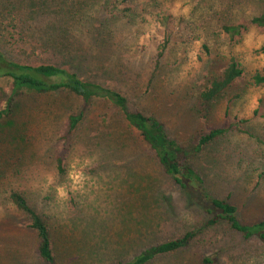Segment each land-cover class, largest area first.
Returning a JSON list of instances; mask_svg holds the SVG:
<instances>
[{"label":"rangeland","instance_id":"374dc122","mask_svg":"<svg viewBox=\"0 0 264 264\" xmlns=\"http://www.w3.org/2000/svg\"><path fill=\"white\" fill-rule=\"evenodd\" d=\"M262 9L264 0H0V50L16 61L94 76L132 109L157 118L185 150L210 129L237 124L187 162L210 197L233 204L237 219L252 224L264 220V85L252 80L264 75V28L249 26L230 41L219 25L249 22ZM166 15L174 30L157 70ZM230 58L241 77L216 102H204L200 92ZM8 88L0 82V113ZM11 101L0 117V264H46L28 219L7 198L13 190L46 222L55 264L126 263L187 233L193 238L185 248L147 264H264V241L244 239L226 222L208 226L209 207L164 175L112 104L85 105L66 91ZM79 112L64 143L66 119ZM26 115L33 116L25 128ZM58 155L63 175L55 170Z\"/></svg>","mask_w":264,"mask_h":264},{"label":"trees","instance_id":"16d2710c","mask_svg":"<svg viewBox=\"0 0 264 264\" xmlns=\"http://www.w3.org/2000/svg\"><path fill=\"white\" fill-rule=\"evenodd\" d=\"M121 14H119L120 17H126V14L123 12ZM170 19L171 17L166 15L159 20L163 35L157 43L154 56V69L157 70L163 63L164 55L169 47L170 35L174 30L169 24L167 25ZM249 26L264 28L263 9L251 18L249 22L235 24L224 20L219 25V28L221 33L232 41L239 39L248 30ZM204 48L208 51L207 47ZM74 64L78 68L85 69L87 73L91 72L89 64L86 61L84 63L79 61ZM242 73L243 71L236 60L230 58L221 76L209 80L203 87L200 92L201 99L207 103L216 102L241 77ZM152 78L153 74L148 80V84L152 82ZM252 80L255 85H264V75L257 73L252 77ZM0 82H7L9 84V98L5 102V110L4 113H0V117L3 114L9 115L12 106V101L10 102L12 97L16 98L24 94L41 96L66 91L67 94L78 97L85 105L93 100L112 104L122 115L126 127L139 134L148 151L156 159L164 175L170 178L187 196L202 199L206 207H209L206 209V212L210 215L207 221L208 226L226 222L232 231L240 234L244 239L257 237L264 241V220L252 224H242L236 217V207L225 200L210 197L203 187V180L200 174L187 162V158L194 152H200L204 146H207L216 138L223 136L232 129H237V124L212 128L199 138L197 145L193 149L185 150L177 141L168 136L164 125L157 118L132 109L127 98L122 93L114 88L97 83L94 76L84 79L76 72L71 71V69L62 67L56 63L43 62L29 64L19 60L16 61L6 56L0 50ZM32 116L26 115V121L24 122L25 128L31 122ZM82 116L83 113L79 112L78 114L67 117L65 133L62 136V140H65L64 143L75 130ZM7 140H12V137H7ZM54 165L55 170L59 174L63 175L65 173L62 155L55 157ZM7 198L12 206L28 219L29 228L36 234L39 257L46 264H55L51 236L44 219L32 209L21 193L15 190L10 191L7 194ZM94 228L98 229L97 223H95ZM101 238V243H107L106 240L108 239L105 233H103ZM191 238H193V234L187 233L179 239L169 240L154 245L147 250L145 249L126 263L117 261L114 264H147L157 255L169 254L185 248ZM203 262L209 263V260L204 259Z\"/></svg>","mask_w":264,"mask_h":264}]
</instances>
